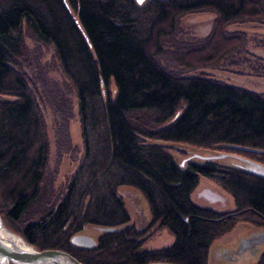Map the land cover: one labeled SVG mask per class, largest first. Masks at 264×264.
Listing matches in <instances>:
<instances>
[{"label":"trees","instance_id":"trees-1","mask_svg":"<svg viewBox=\"0 0 264 264\" xmlns=\"http://www.w3.org/2000/svg\"><path fill=\"white\" fill-rule=\"evenodd\" d=\"M203 11L216 15L211 32L176 39L179 18ZM247 22H264V0H0V213L11 227L84 264H209L213 242L239 223L264 226V177L215 160L182 165L183 152L168 145L264 163V92L205 71L227 63L264 76L246 31L229 29ZM27 32L53 45L78 101L84 155L60 194L47 188L50 139L27 70ZM201 175L236 209L196 204ZM137 199L143 221L129 208ZM157 223L175 242L141 250ZM77 233L95 234L97 244L75 245Z\"/></svg>","mask_w":264,"mask_h":264},{"label":"rangeland","instance_id":"rangeland-1","mask_svg":"<svg viewBox=\"0 0 264 264\" xmlns=\"http://www.w3.org/2000/svg\"><path fill=\"white\" fill-rule=\"evenodd\" d=\"M215 17L214 13L207 11L181 16L178 22V35H176V39L194 41L206 37L212 30ZM229 29L231 31H246L250 38L247 46L249 52L264 59V46L256 41L264 40V22L238 23L230 26ZM25 42L28 48L29 62L27 70L33 80V84L36 85L39 91L48 125L50 160L47 188L50 195L55 190L60 194L79 169L84 155V139L79 119L78 101L73 92L74 90L62 77L53 45L44 44L30 37L28 32L25 36ZM226 64L218 68H208L205 71L212 77L227 83L256 92H264V76L254 75L247 67H230ZM194 73L189 74L192 75ZM5 98V96H0V100ZM72 103V110L69 117H67L68 106ZM171 145L183 147L184 149H194V147L182 144ZM179 149L183 152L179 157L189 156V150L184 151L181 148ZM199 181L200 183L191 195L192 200L196 204L217 211H233L236 209L233 196L225 192L210 178L201 175ZM133 195L134 193H131V196ZM142 207L143 204L138 199L133 200L129 205L134 217L136 219L141 218V221H143L140 215V208ZM146 235L148 236V240L141 250L170 247L175 242V235L167 228H160L159 223L152 226ZM222 237L219 239H222ZM262 245L264 246V243ZM247 264H252V260H249Z\"/></svg>","mask_w":264,"mask_h":264},{"label":"water","instance_id":"water-1","mask_svg":"<svg viewBox=\"0 0 264 264\" xmlns=\"http://www.w3.org/2000/svg\"><path fill=\"white\" fill-rule=\"evenodd\" d=\"M138 1L141 2V0ZM179 148L184 151L189 150V156L183 158L178 157L181 159L182 165H185L187 161L192 159L215 160L264 177V163H260L251 158L228 152L209 151L199 148ZM103 229L114 231L116 227H105ZM95 236L92 233H77L72 237V242L77 246L94 247L97 244ZM263 243L264 226H258L249 222L240 223L231 233L225 234L222 239L213 242L209 251V264H247L249 260H252V264H257L261 255L264 253ZM0 264L84 263L63 249L38 248L35 244L29 242L23 234L11 227L0 213ZM144 264L177 263L156 261Z\"/></svg>","mask_w":264,"mask_h":264},{"label":"flooded vegetation","instance_id":"flooded-vegetation-1","mask_svg":"<svg viewBox=\"0 0 264 264\" xmlns=\"http://www.w3.org/2000/svg\"><path fill=\"white\" fill-rule=\"evenodd\" d=\"M5 220H7L8 222H12V218L8 215H6L5 213ZM100 232V230L96 231V233L98 234ZM83 247V246H82Z\"/></svg>","mask_w":264,"mask_h":264},{"label":"crops","instance_id":"crops-1","mask_svg":"<svg viewBox=\"0 0 264 264\" xmlns=\"http://www.w3.org/2000/svg\"><path fill=\"white\" fill-rule=\"evenodd\" d=\"M213 181V180H212ZM214 182V181H213ZM199 183H200V181H199ZM216 183V182H215ZM217 184V183H216ZM218 185V184H217ZM221 187V186H220ZM222 188V187H221ZM223 189V188H222ZM224 190V189H223ZM225 191V190H224ZM194 192V191H193ZM225 192H227V191H225ZM228 193V192H227ZM192 198V197H191ZM152 250V249H151Z\"/></svg>","mask_w":264,"mask_h":264},{"label":"snow or ice","instance_id":"snow-or-ice-1","mask_svg":"<svg viewBox=\"0 0 264 264\" xmlns=\"http://www.w3.org/2000/svg\"><path fill=\"white\" fill-rule=\"evenodd\" d=\"M141 2H142V0H141Z\"/></svg>","mask_w":264,"mask_h":264}]
</instances>
